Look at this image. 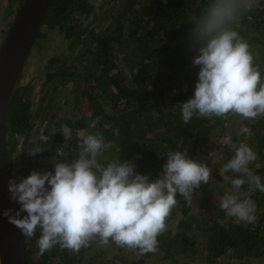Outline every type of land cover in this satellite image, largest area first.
Listing matches in <instances>:
<instances>
[{
  "label": "trees",
  "instance_id": "1",
  "mask_svg": "<svg viewBox=\"0 0 264 264\" xmlns=\"http://www.w3.org/2000/svg\"><path fill=\"white\" fill-rule=\"evenodd\" d=\"M22 1L9 0L6 16H15ZM213 2L52 0L32 48L39 51L40 41L53 31L65 46L45 60L40 87L46 88L42 99H47V104L32 110L30 87L19 84L23 72L11 94L5 117L10 178L27 177L32 170L54 171L57 162L75 160L83 138L96 132L110 144L98 157L102 165L131 161L137 172L156 179L167 162V152L184 151L188 158L209 167V182L194 189L190 203L177 193L178 203L166 221L168 227L157 237L156 253L140 254L138 249L122 248L110 240L107 245L116 247L110 264H218L221 259L230 262V258L244 264L264 257V193L250 185L247 176L223 171L235 155L234 147L244 143L257 153L248 167L264 184V116L238 121L236 114L226 118L194 115L187 124L182 119L181 105L194 95L199 71L192 63L198 54L192 31ZM12 4H16L13 10ZM228 27L248 42L253 65L264 81V0H256L250 10L242 4ZM121 64L128 77L122 74ZM37 77L35 74L33 79ZM61 91L64 106L72 104V108L69 116L54 123L53 102L60 100L55 97ZM37 120L40 127L32 140ZM61 124L63 128H59ZM243 127L250 128L252 135L242 132ZM214 130L220 133L212 154L198 161ZM41 134L48 136V141H41ZM229 136L231 144L225 142ZM36 146L43 151L29 155ZM241 177L245 184L236 190L231 179ZM227 194L255 202V225L225 214L220 201ZM39 236L38 229L34 238L23 237L27 264H81L93 245L75 253L57 244L41 256L36 243ZM198 238L205 240L201 244L204 257L198 254L197 261L182 262L184 253L196 251ZM100 257L102 254H94L88 259L95 262Z\"/></svg>",
  "mask_w": 264,
  "mask_h": 264
},
{
  "label": "clouds",
  "instance_id": "2",
  "mask_svg": "<svg viewBox=\"0 0 264 264\" xmlns=\"http://www.w3.org/2000/svg\"><path fill=\"white\" fill-rule=\"evenodd\" d=\"M255 2L214 0L193 29L198 54L192 63L199 66V71L194 95L181 105L185 124L194 115L226 118L236 114L245 120L264 116L261 72L253 65L248 42L228 27L242 4L250 10ZM98 120L92 121V128ZM242 132L252 135L248 127ZM39 139L46 142L49 137L41 134ZM225 142L231 144V137H225ZM108 147L101 133L88 134L75 160L57 162L54 171L32 170L27 177L9 179L10 199L20 207L15 214L7 209L3 215L28 239L34 238L39 229V255L57 244L78 253L96 238L104 245L111 240L119 247L138 249L140 254L156 253L157 237L168 227L166 221L178 203L177 193L190 203L194 189L209 182V167L188 158L184 151L167 152L159 178L150 179L137 172L131 161L102 165L98 157ZM42 151L36 146L29 155ZM234 152L223 171L247 176L250 185L264 193L260 177L248 167L257 153L244 143L234 147ZM242 177L231 179L234 189L245 184ZM220 208L237 222L255 225L258 221L257 206L251 198L227 194Z\"/></svg>",
  "mask_w": 264,
  "mask_h": 264
},
{
  "label": "water",
  "instance_id": "3",
  "mask_svg": "<svg viewBox=\"0 0 264 264\" xmlns=\"http://www.w3.org/2000/svg\"><path fill=\"white\" fill-rule=\"evenodd\" d=\"M52 0H23L0 44V264H27L24 239L3 215L18 209L8 191L10 173L6 159V110L11 94L29 58Z\"/></svg>",
  "mask_w": 264,
  "mask_h": 264
},
{
  "label": "rangeland",
  "instance_id": "4",
  "mask_svg": "<svg viewBox=\"0 0 264 264\" xmlns=\"http://www.w3.org/2000/svg\"><path fill=\"white\" fill-rule=\"evenodd\" d=\"M9 0H0V43H2L4 37L6 36L5 33L8 31L9 27L11 26V23L14 19L15 16H13V13L11 16H6V8L9 5ZM98 2V1H97ZM16 7V4H12L11 10H13ZM9 9V10H10ZM16 15V14H15ZM61 37L56 33V31L49 32L47 33V37L44 38V40L40 41V48L39 51L32 49L31 50V55L29 56L25 67L23 69V74L20 80V85H28L30 87V93H31V100H32V110H36L37 106L41 105L43 103V107L46 106L47 104V99H42L43 93L46 92V88H41V77L46 71V62L45 60L50 57L54 56L56 54H59L61 51L65 49V46L63 45V42L61 43ZM120 62V61H119ZM119 68L124 71L122 74H124L126 77H128V73L126 72V69L123 68L122 64L119 65ZM37 75L38 77L33 79L34 75ZM49 90V89H48ZM52 95V93H49ZM60 97V100L57 102H53L55 104V108L52 109L51 114H54L52 120L54 123L57 122L59 118L63 119L65 116L70 115V110L72 108V104H69L68 108L64 106V102L62 100L63 97V91L56 96L55 98ZM107 106V105H106ZM109 107L107 106V109ZM241 116L238 117V121L241 120ZM237 121V120H236ZM40 127V122L39 120L35 121L34 123V128L32 130V135L31 138L32 140L34 139L35 136L38 135L37 133V128ZM55 128L58 127V125H54ZM59 128H63L62 124L60 125ZM58 128V129H59ZM63 130V129H62ZM229 130V128H228ZM42 130L39 131L41 133ZM220 130H214L212 133L213 137L205 143V145L201 148L202 153L198 154V161L200 160H207L208 157L212 154L211 150L215 147V142L217 141V137L219 136ZM214 142V144H212ZM20 151V147L18 148V152ZM207 153V154H205ZM254 164V161L251 162ZM250 163V164H251ZM228 189H230L227 186ZM247 197V195H246ZM248 198V197H247ZM227 221V220H226ZM205 240L198 238L196 241L197 249L196 251L190 250L187 253H184L181 257L182 262H195L197 261L195 259V256H198L200 254L202 257H204V253L202 252V246ZM91 243H93L92 247L90 250L87 252V261L82 262L81 264H110L111 262L109 259L113 256V254L116 252V247H109L108 245L101 244L99 241V238L93 239L92 241L89 242L88 246H91ZM94 254H102V258H97L95 262H89L90 259ZM180 257H177L178 259ZM191 257V258H190ZM222 260V259H221ZM217 261L218 264H237L233 259H228L230 262H225V261ZM264 257L262 259H259L257 261H247L244 262V264H264ZM221 262V263H220Z\"/></svg>",
  "mask_w": 264,
  "mask_h": 264
}]
</instances>
